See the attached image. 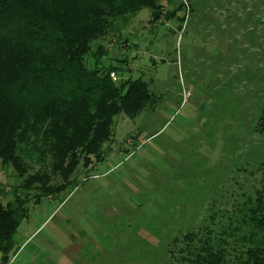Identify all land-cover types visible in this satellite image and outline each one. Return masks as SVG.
<instances>
[{
    "label": "rangeland",
    "instance_id": "rangeland-1",
    "mask_svg": "<svg viewBox=\"0 0 264 264\" xmlns=\"http://www.w3.org/2000/svg\"><path fill=\"white\" fill-rule=\"evenodd\" d=\"M23 1L70 13V32L88 10L106 13L120 33L83 25L78 40L107 47L99 67L148 96L115 116L98 157L72 160L80 149L60 114L0 155V204L31 200L8 264H171L179 236L213 215L218 228L240 218L264 171V0H125L118 15L112 0ZM23 52L0 40V74ZM1 119L0 152L25 122ZM42 187L53 192L38 200Z\"/></svg>",
    "mask_w": 264,
    "mask_h": 264
},
{
    "label": "trees",
    "instance_id": "trees-1",
    "mask_svg": "<svg viewBox=\"0 0 264 264\" xmlns=\"http://www.w3.org/2000/svg\"><path fill=\"white\" fill-rule=\"evenodd\" d=\"M124 1L112 0L110 12L118 15L116 8ZM33 8L23 0H0V40L24 49L12 72L0 74V116L10 123L25 118L13 140L4 138L0 155L11 151L18 155L25 135L41 132L39 119L60 114L76 138L73 151L80 149L72 160L78 161L84 154L86 158L98 157L102 146L114 137L115 116L148 95L140 81L112 80L111 73L121 76L122 71L115 66L102 67L101 62L108 59L107 47L100 45L96 52H89L78 39L84 33L83 25L87 30L99 27L117 33L122 28L113 27L104 18L106 13L88 10L83 25L76 23L70 32L66 29L70 13L60 12V17ZM7 158L10 160L9 155ZM261 176L258 188H252V197L243 196L246 201L237 208L240 218L235 222L227 219L228 225L218 228L213 215L202 229L197 227L179 236L170 247L171 264H264V171ZM50 188L42 187L38 200L47 198L53 192ZM12 195L13 203L0 204V264L12 259L15 236L28 217L31 201ZM224 227L221 232L214 231Z\"/></svg>",
    "mask_w": 264,
    "mask_h": 264
},
{
    "label": "built area",
    "instance_id": "built-area-1",
    "mask_svg": "<svg viewBox=\"0 0 264 264\" xmlns=\"http://www.w3.org/2000/svg\"><path fill=\"white\" fill-rule=\"evenodd\" d=\"M110 77L112 78L113 81H117L116 75L114 73H111Z\"/></svg>",
    "mask_w": 264,
    "mask_h": 264
},
{
    "label": "crops",
    "instance_id": "crops-1",
    "mask_svg": "<svg viewBox=\"0 0 264 264\" xmlns=\"http://www.w3.org/2000/svg\"><path fill=\"white\" fill-rule=\"evenodd\" d=\"M38 230H39V229H38ZM38 230H37V231H38ZM31 237H32V236H31ZM30 239H31V238H30ZM28 240H29V239H28ZM28 240H27V241H28ZM18 251H19V250L16 249L12 257L16 256V254L18 253ZM10 262H11V261H10Z\"/></svg>",
    "mask_w": 264,
    "mask_h": 264
}]
</instances>
